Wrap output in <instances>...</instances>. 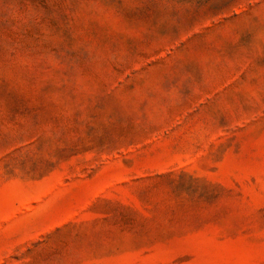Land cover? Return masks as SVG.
Returning a JSON list of instances; mask_svg holds the SVG:
<instances>
[{
	"label": "rangeland",
	"instance_id": "374dc122",
	"mask_svg": "<svg viewBox=\"0 0 264 264\" xmlns=\"http://www.w3.org/2000/svg\"><path fill=\"white\" fill-rule=\"evenodd\" d=\"M0 264H264V0H0Z\"/></svg>",
	"mask_w": 264,
	"mask_h": 264
}]
</instances>
